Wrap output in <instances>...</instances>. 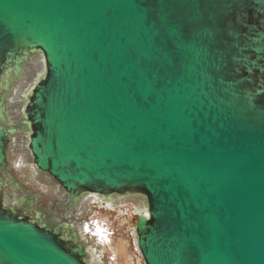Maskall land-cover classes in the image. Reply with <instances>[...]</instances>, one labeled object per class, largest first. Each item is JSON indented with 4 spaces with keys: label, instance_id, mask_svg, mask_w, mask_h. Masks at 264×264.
Instances as JSON below:
<instances>
[{
    "label": "water",
    "instance_id": "1",
    "mask_svg": "<svg viewBox=\"0 0 264 264\" xmlns=\"http://www.w3.org/2000/svg\"><path fill=\"white\" fill-rule=\"evenodd\" d=\"M213 1L0 0V44L49 65L32 104L38 165L65 187L146 192L148 264H264V102L227 75ZM0 264L76 263L0 219Z\"/></svg>",
    "mask_w": 264,
    "mask_h": 264
},
{
    "label": "bare ground",
    "instance_id": "2",
    "mask_svg": "<svg viewBox=\"0 0 264 264\" xmlns=\"http://www.w3.org/2000/svg\"><path fill=\"white\" fill-rule=\"evenodd\" d=\"M250 1H213L205 5L204 11L212 10L216 17L213 28L220 46L231 47L230 57L235 61L228 65L227 75L234 78L237 72L241 73L234 78L240 93L263 103L264 6L250 5ZM173 18L182 22L175 15ZM258 33H262V38H256ZM19 50L9 51L7 44H0V219L30 223L76 264H100L94 241L87 233L104 247L95 230H106L98 224L92 229L88 224L85 226L84 217L88 211L93 212L91 204L108 211L127 207L135 220L130 231L137 262L148 264L140 247L148 231L143 226L157 223L146 192L134 186L107 189L68 184L67 191L47 169L38 165L31 147L38 124L32 104L47 81L49 65L39 47L23 46Z\"/></svg>",
    "mask_w": 264,
    "mask_h": 264
},
{
    "label": "rangeland",
    "instance_id": "3",
    "mask_svg": "<svg viewBox=\"0 0 264 264\" xmlns=\"http://www.w3.org/2000/svg\"><path fill=\"white\" fill-rule=\"evenodd\" d=\"M90 208L94 210L86 213L84 225L87 226L88 224L92 229L98 224V227L103 226L107 232L104 230L102 232L99 229L95 230L104 247L97 245V238L87 233V237H92L94 241V251L100 256V264H140L137 262V253L134 251L131 241L130 230L135 223L132 213L125 207L108 211L104 207L91 204Z\"/></svg>",
    "mask_w": 264,
    "mask_h": 264
},
{
    "label": "flooded vegetation",
    "instance_id": "4",
    "mask_svg": "<svg viewBox=\"0 0 264 264\" xmlns=\"http://www.w3.org/2000/svg\"><path fill=\"white\" fill-rule=\"evenodd\" d=\"M127 209V207H125Z\"/></svg>",
    "mask_w": 264,
    "mask_h": 264
}]
</instances>
